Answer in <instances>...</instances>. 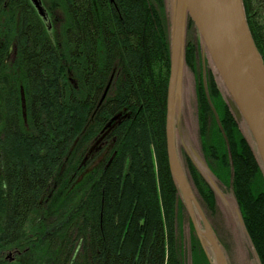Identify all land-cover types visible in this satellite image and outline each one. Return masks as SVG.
Listing matches in <instances>:
<instances>
[{"label":"trees","instance_id":"1","mask_svg":"<svg viewBox=\"0 0 264 264\" xmlns=\"http://www.w3.org/2000/svg\"><path fill=\"white\" fill-rule=\"evenodd\" d=\"M40 2L48 25L31 0H0V264H185L166 153L163 0ZM242 4L264 64V0ZM196 57L190 41L202 157L264 264V176L206 72L208 104ZM185 164L213 213L211 188ZM189 229L191 264H209Z\"/></svg>","mask_w":264,"mask_h":264},{"label":"water","instance_id":"2","mask_svg":"<svg viewBox=\"0 0 264 264\" xmlns=\"http://www.w3.org/2000/svg\"><path fill=\"white\" fill-rule=\"evenodd\" d=\"M31 3L38 15L48 25V19L40 0H31ZM188 21L192 22L201 43L202 83L207 102L213 110L207 93L204 52L210 58L217 77L226 90L227 97L224 100L236 124L243 123L250 134L254 144V156L263 176L264 64L249 32L242 0H174L171 26L169 27L170 69L165 127L168 166L178 191L177 198L182 201L195 236L210 264L211 261L203 247L202 240H205L209 245L216 264H227L224 250L195 197L193 186L182 170L176 152L175 129L178 135L181 136L182 127L183 105L180 93L183 89L182 79L186 67L184 54ZM215 118L220 127L216 114ZM93 149L94 147L90 149L85 158ZM183 149L187 158L197 170L198 168L192 156L184 146ZM193 154L195 155L194 152ZM205 168L211 177L215 179L206 163ZM208 185L214 197H216V193L220 195L216 186L210 183ZM235 213L239 226L245 230L237 206ZM197 216L202 226L201 229L198 227Z\"/></svg>","mask_w":264,"mask_h":264},{"label":"rangeland","instance_id":"3","mask_svg":"<svg viewBox=\"0 0 264 264\" xmlns=\"http://www.w3.org/2000/svg\"><path fill=\"white\" fill-rule=\"evenodd\" d=\"M166 21H167V34H168V42H169V27L171 26V18L173 12L174 0H163ZM193 42V44L198 49V55L200 56V60L198 55L196 54V61L201 65V79H202V61H201V43L199 41V35L194 28L192 30H187L185 35V48L188 42ZM204 72L206 79V72H209L219 88L223 98L227 97V93L220 79L217 77L216 70L212 65L210 58L207 53L204 52ZM186 65V64H185ZM182 79V92L181 103L183 105L182 108V117H183V125L184 132L179 136L177 130L175 129V140H176V152L177 158L179 161L182 170L187 176L185 159L187 155L183 149L190 153L192 156L196 166L200 169L198 173L202 176L203 179L207 182V184H213L218 189L220 195L216 193L215 197V210L213 213H210L202 204L200 198L198 197L195 189L193 188L195 197L203 209L205 216L210 221L211 226L213 227L214 233L218 238L220 245L224 250V254L226 256L227 264H259V260L247 238L246 230H243L237 222L236 218V202L234 200L232 191L230 187H225L220 182L216 181L211 175L207 172L205 168V162L202 157V152L200 148V139L198 135V124H197V105H196V96H195V78L193 73L187 67L184 68ZM208 93V92H207ZM209 97V96H208ZM243 137L249 144L252 149L253 154H255L254 144L250 137V134L243 123L237 125ZM195 153V155L193 154ZM188 159V158H187ZM189 160V159H188ZM190 161V160H189ZM201 171V172H200ZM228 204V207L225 205ZM242 218V217H241ZM198 227L201 229L202 226L199 222L198 216L196 217ZM189 217L186 211L183 212V219L180 223V242L182 245V249L184 251L185 256V264H191V254H190V229H189ZM245 228V227H244ZM195 234V232H194ZM203 247L207 252L211 264H216L215 257L205 240H202ZM207 258V257H206ZM208 260V259H207ZM209 262V260H208ZM210 264V262H209Z\"/></svg>","mask_w":264,"mask_h":264},{"label":"bare ground","instance_id":"4","mask_svg":"<svg viewBox=\"0 0 264 264\" xmlns=\"http://www.w3.org/2000/svg\"><path fill=\"white\" fill-rule=\"evenodd\" d=\"M186 32H187V28H186ZM185 35H186V33H185ZM198 53V49H197V47H196V54ZM197 168L198 169H200L198 166H197ZM201 172V171H200ZM225 207H228V204H226L225 205ZM203 213H204V211H203ZM204 215H205V213H204ZM207 218V217H206ZM210 222V221H209ZM210 225H211V223H210ZM212 227V226H211ZM213 228V227H212ZM218 239V238H217Z\"/></svg>","mask_w":264,"mask_h":264},{"label":"crops","instance_id":"5","mask_svg":"<svg viewBox=\"0 0 264 264\" xmlns=\"http://www.w3.org/2000/svg\"><path fill=\"white\" fill-rule=\"evenodd\" d=\"M184 132V125H183V117H182V127H181V133ZM182 135V134H181Z\"/></svg>","mask_w":264,"mask_h":264},{"label":"flooded vegetation","instance_id":"6","mask_svg":"<svg viewBox=\"0 0 264 264\" xmlns=\"http://www.w3.org/2000/svg\"><path fill=\"white\" fill-rule=\"evenodd\" d=\"M12 260V259H11Z\"/></svg>","mask_w":264,"mask_h":264}]
</instances>
